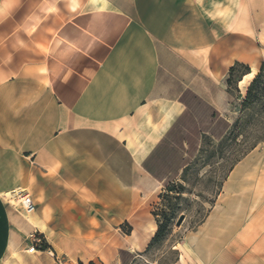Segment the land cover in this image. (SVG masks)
Listing matches in <instances>:
<instances>
[{
	"label": "crops",
	"instance_id": "1",
	"mask_svg": "<svg viewBox=\"0 0 264 264\" xmlns=\"http://www.w3.org/2000/svg\"><path fill=\"white\" fill-rule=\"evenodd\" d=\"M263 61L264 0H0V264H130L159 183L237 120L231 68ZM257 173L175 264H264V152Z\"/></svg>",
	"mask_w": 264,
	"mask_h": 264
},
{
	"label": "rangeland",
	"instance_id": "2",
	"mask_svg": "<svg viewBox=\"0 0 264 264\" xmlns=\"http://www.w3.org/2000/svg\"><path fill=\"white\" fill-rule=\"evenodd\" d=\"M238 76L239 74L232 79L236 81ZM247 80L249 79H246V83ZM246 83L236 93L237 119L243 120L250 113L249 109H243L241 106L247 92ZM258 116L261 119L264 117L262 114H255V117ZM261 134L249 127L244 133L232 136L231 139L221 138L209 143L204 142L201 152L192 158L191 167L186 173V181L184 182L180 176L174 178L175 183L179 181L184 183L185 192L178 198H172L173 219L170 223V232L163 239L155 242L151 248L134 253L138 255L130 264H175L180 254L175 247L179 244L183 245L185 233L202 223L223 197L249 195L263 160L264 140L259 141L252 150L248 151V147ZM238 165H242L240 170H237ZM235 168L237 172L235 180L238 183L228 191L227 181ZM164 185L163 182L159 183L158 190L149 200L152 213L154 211L161 213L163 210V202L159 194L164 191ZM240 201L231 204V208L235 211L241 210L245 205ZM181 217L183 219L178 224ZM126 226L123 230L125 232L129 228L128 225ZM52 255L49 251V256L53 257ZM54 259V264H69L62 256ZM74 264L80 263L74 262Z\"/></svg>",
	"mask_w": 264,
	"mask_h": 264
},
{
	"label": "trees",
	"instance_id": "3",
	"mask_svg": "<svg viewBox=\"0 0 264 264\" xmlns=\"http://www.w3.org/2000/svg\"><path fill=\"white\" fill-rule=\"evenodd\" d=\"M249 70H250L249 67L242 65H237L231 68L228 78V85L231 87L232 90H239L238 83L243 79L242 77L245 74L249 73ZM237 74H239V76L236 79V81H234L232 78ZM241 106L243 109L247 108L250 110L249 115L244 120L238 118L232 125L229 132L226 133L223 138H225L226 140L231 139L232 136H236L239 133H244L246 129L251 127L255 131L262 134L258 135L255 141L249 145L248 147V151H249L255 148L259 141L264 140V117L262 119L259 116L255 117V114L257 113L258 115L260 114L264 115V61L262 62L258 73L253 77L252 82L247 87L246 96L244 97ZM211 141L213 140L210 139L209 137H205L203 143L204 142L209 143ZM161 144H164V142H161ZM200 152H201V148H200ZM210 156H212V154ZM191 162L184 167L182 173L179 174L178 171H175V172H170L169 176L167 175L165 176L166 178L164 180L165 188L164 191L159 194V197L162 199L163 202L162 203L163 210L161 211V213L157 211H154L153 213L154 216L156 217L158 227L147 249L151 248L155 242L163 239L170 232L171 229L170 223L173 219V215H172L173 212L171 206L172 198H178L182 196V194L185 192L184 183L180 181L175 183L174 178L180 176L181 179L185 182L186 173L191 167ZM160 216H162V218H160ZM126 232L128 233L129 229ZM42 241L43 242L41 244V250H47L49 248L48 243L43 238Z\"/></svg>",
	"mask_w": 264,
	"mask_h": 264
},
{
	"label": "built area",
	"instance_id": "4",
	"mask_svg": "<svg viewBox=\"0 0 264 264\" xmlns=\"http://www.w3.org/2000/svg\"><path fill=\"white\" fill-rule=\"evenodd\" d=\"M12 194L18 200V204L25 214H29L35 209V204L27 190L17 189ZM29 238L31 242L28 245L27 252L35 253L41 250L42 238L37 233H33Z\"/></svg>",
	"mask_w": 264,
	"mask_h": 264
},
{
	"label": "bare ground",
	"instance_id": "5",
	"mask_svg": "<svg viewBox=\"0 0 264 264\" xmlns=\"http://www.w3.org/2000/svg\"><path fill=\"white\" fill-rule=\"evenodd\" d=\"M255 73H256V70H253L252 73L245 75L244 78L239 82V86L242 87V85L244 83H246V79H249V80H247V83H246V88H247L250 85V83L252 82L253 77L256 75Z\"/></svg>",
	"mask_w": 264,
	"mask_h": 264
},
{
	"label": "water",
	"instance_id": "6",
	"mask_svg": "<svg viewBox=\"0 0 264 264\" xmlns=\"http://www.w3.org/2000/svg\"><path fill=\"white\" fill-rule=\"evenodd\" d=\"M183 219V217L180 218V221L178 222V224H180L181 220Z\"/></svg>",
	"mask_w": 264,
	"mask_h": 264
}]
</instances>
